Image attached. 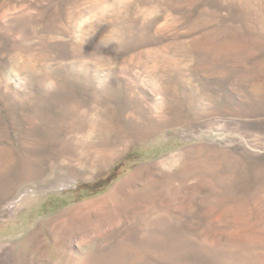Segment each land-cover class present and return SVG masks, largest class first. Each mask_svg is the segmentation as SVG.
Masks as SVG:
<instances>
[{"label": "rangeland", "instance_id": "1", "mask_svg": "<svg viewBox=\"0 0 264 264\" xmlns=\"http://www.w3.org/2000/svg\"><path fill=\"white\" fill-rule=\"evenodd\" d=\"M0 264H264V0H0Z\"/></svg>", "mask_w": 264, "mask_h": 264}, {"label": "trees", "instance_id": "2", "mask_svg": "<svg viewBox=\"0 0 264 264\" xmlns=\"http://www.w3.org/2000/svg\"><path fill=\"white\" fill-rule=\"evenodd\" d=\"M111 174H113V172L109 173L108 175H106L104 177H101V178L95 180L94 182L86 183V184H80L79 189L82 188V189L89 191V192H92V193L99 192L102 189H104L107 184H109V179H111L110 177H112Z\"/></svg>", "mask_w": 264, "mask_h": 264}]
</instances>
